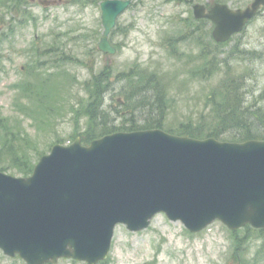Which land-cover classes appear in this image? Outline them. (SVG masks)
I'll list each match as a JSON object with an SVG mask.
<instances>
[{
	"label": "rangeland",
	"instance_id": "374dc122",
	"mask_svg": "<svg viewBox=\"0 0 264 264\" xmlns=\"http://www.w3.org/2000/svg\"><path fill=\"white\" fill-rule=\"evenodd\" d=\"M40 1L0 0V167L9 174L98 127L86 113L95 75L109 80L116 96L103 99L109 125L126 121L117 112L125 105L118 97L126 71L127 86L156 73L155 90L165 101L158 118L172 131L190 125L206 134L240 98L247 99L244 110L254 101L264 107V8L223 45L213 42L208 22L193 17L195 4L213 0H134L111 32L116 52L107 64L97 47L103 0H53L46 7ZM222 1L235 8L251 2ZM115 230L109 264H264V232L232 231L218 220L192 233L157 214L143 231L123 224ZM0 264L26 262L0 250Z\"/></svg>",
	"mask_w": 264,
	"mask_h": 264
},
{
	"label": "water",
	"instance_id": "95a60500",
	"mask_svg": "<svg viewBox=\"0 0 264 264\" xmlns=\"http://www.w3.org/2000/svg\"><path fill=\"white\" fill-rule=\"evenodd\" d=\"M130 0L101 4L108 37ZM264 0L247 10L195 6L197 17L216 22L214 38L242 30ZM58 144L29 177L0 172V249L27 264L69 257L91 264L106 259L115 227L147 228L156 213L200 232L216 219L235 230L264 228V142L228 143L171 135L164 130L117 132Z\"/></svg>",
	"mask_w": 264,
	"mask_h": 264
},
{
	"label": "trees",
	"instance_id": "16d2710c",
	"mask_svg": "<svg viewBox=\"0 0 264 264\" xmlns=\"http://www.w3.org/2000/svg\"><path fill=\"white\" fill-rule=\"evenodd\" d=\"M215 64V63H214ZM218 65V64H216ZM124 72L121 76H125L124 79H119L121 82L125 83L124 87L121 88L122 95L118 98H123L120 102L124 103L122 105V111H118V114L123 117L126 121L116 125V124H106L103 117V99L105 95H112L111 92V83L108 80L105 84L103 80L95 75L90 82L87 83V88H91L94 97L91 98L89 102L87 114H90L94 118V123H100L96 128L90 133H85L82 136L84 143H90L94 138L102 137L105 134L115 133V131H135L138 129H150V128H163L170 133H176L178 135H188L198 138H226V140H248L254 138L264 139V107L258 105L257 102H254L250 109L253 112V116L249 115L251 112H246L242 106V99L240 98V103H231V105L225 109L220 117L217 119V123L208 131L206 134H202L198 131L192 129L190 125H185L183 130H170L162 124V118H158V115L161 113L164 108L165 101L163 98V93H156L155 82L158 81L156 78V73L152 72L144 76L142 80L136 83V86H127V74ZM133 73V72H132ZM155 93V94H154ZM98 97V98H97ZM115 94L112 95V99H115ZM114 108V105H112ZM144 108L146 112H142L141 108ZM252 108V109H251ZM160 110V111H158ZM144 116V119L139 118L138 116ZM253 117V120L251 119ZM96 124V125H97ZM105 124V125H104ZM200 127H202L200 125ZM198 127V128H200ZM203 128V127H202ZM263 128V129H262ZM99 130V131H97ZM231 130V133H229ZM234 132V135H232ZM239 132L241 134H236ZM230 136V137H228ZM22 162H20L21 164ZM27 167L22 170L20 173L22 175H28L33 172L34 164L23 163ZM0 170H4V167H0ZM251 229V228H249ZM264 232V230H260ZM101 264H109L108 261L102 262Z\"/></svg>",
	"mask_w": 264,
	"mask_h": 264
},
{
	"label": "flooded vegetation",
	"instance_id": "af4514ba",
	"mask_svg": "<svg viewBox=\"0 0 264 264\" xmlns=\"http://www.w3.org/2000/svg\"><path fill=\"white\" fill-rule=\"evenodd\" d=\"M209 5H210V4H209ZM209 5H208V6H209Z\"/></svg>",
	"mask_w": 264,
	"mask_h": 264
}]
</instances>
